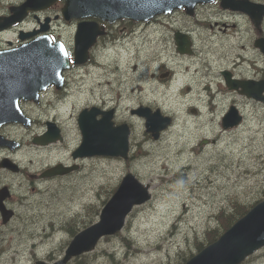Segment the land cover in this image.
<instances>
[{"label": "rangeland", "instance_id": "rangeland-1", "mask_svg": "<svg viewBox=\"0 0 264 264\" xmlns=\"http://www.w3.org/2000/svg\"><path fill=\"white\" fill-rule=\"evenodd\" d=\"M124 26V32H119ZM112 30L113 35L100 40L86 64V106L105 101L118 104L121 113L148 102L172 114L174 122L159 140H153L143 119L133 118L127 160L86 157L79 172L39 183L40 192L26 199L30 204L17 207L18 218L8 225L0 222V264H35L38 259L61 256L72 236L69 226L76 229L83 220L96 221V211L126 172L149 185L151 198L132 209L118 233L100 239L86 254L85 264H182L184 255L198 251V241H203L202 246L208 243L206 231L219 224L221 210L234 211L235 201L249 209L264 198V108L247 104L249 117L244 125L222 131L220 110L206 103L204 87L212 76L207 73L193 89L192 99L204 100L200 115H187L185 90L160 77L164 69L159 62L175 61L171 40L165 44L150 27L137 28L124 21ZM154 55L156 62L151 61ZM107 63L110 70L103 66ZM175 73L179 78V69ZM203 138L208 144L199 150ZM24 152L17 156L23 163ZM62 156L56 151L38 162L43 165ZM20 178L13 179L16 190ZM26 188L24 180L21 189ZM87 206L94 209L87 211ZM240 264H264V246Z\"/></svg>", "mask_w": 264, "mask_h": 264}, {"label": "flooded vegetation", "instance_id": "flooded-vegetation-1", "mask_svg": "<svg viewBox=\"0 0 264 264\" xmlns=\"http://www.w3.org/2000/svg\"><path fill=\"white\" fill-rule=\"evenodd\" d=\"M23 1L0 0V20L11 15L12 8ZM218 2L198 5L191 17L182 9L168 15V20L155 18L145 22L127 21L137 28L150 27L165 44L168 38L171 40L175 61L170 60L164 71L168 77L167 84H177L185 90L184 111L194 116L200 115L199 107L204 100H193V89L197 83L202 82L204 74H212L211 81L206 82L204 87L208 94L206 103L218 108L220 114L231 108L233 113L244 115L245 102L250 99L244 94L247 83L264 80V56L261 52L264 45V19L260 25H256L243 13L219 8ZM253 2L264 5V0ZM64 3L65 0H54L49 7L28 13L18 25L0 32V49L18 44L17 32L22 30L26 34L24 42L39 37L49 44L60 42L72 59L73 35L79 21L62 17L60 12ZM119 22L105 24V37L113 35L112 28L118 26ZM125 28H120L119 32H124ZM130 32L134 33L133 30ZM14 36V40L8 38ZM155 58L156 55L153 56ZM177 67L179 78L174 69ZM19 104L28 118V125H0V135L18 142L13 150L0 147V187L7 186L10 192L3 202L13 211V216L5 224L18 218L17 207L30 204L26 199L40 192L38 184L43 180L68 176L83 168L86 157L74 159L72 155L81 140L79 114L86 108V64L71 65L63 71L61 81L40 90L35 100H20ZM140 104L143 103L132 106ZM99 107L102 110L112 108L114 125L126 123L131 132L132 119L136 118L130 113L131 108L129 112L119 113L118 104L110 105L105 101ZM44 140H48V143H43ZM21 150H25V163L17 158ZM56 151L63 155L62 158L43 165L38 162L40 157H51ZM6 157L17 163L15 171L3 165L1 159ZM58 163L64 166L75 165L76 169L63 176L42 177L46 169ZM15 177H21L17 190L12 182ZM24 180L28 188L21 189Z\"/></svg>", "mask_w": 264, "mask_h": 264}, {"label": "water", "instance_id": "water-1", "mask_svg": "<svg viewBox=\"0 0 264 264\" xmlns=\"http://www.w3.org/2000/svg\"><path fill=\"white\" fill-rule=\"evenodd\" d=\"M35 0H30L33 2ZM64 7L68 17L88 18L95 17L108 22L120 18L133 20H148L154 15L169 12L173 8L185 7L188 13H192L193 7L198 2L210 0H68ZM224 8H237L249 12L252 10L253 20H259L264 14V7L252 4L247 0H221ZM256 6V7H255ZM258 12L257 18L253 15ZM16 18L0 20V30L17 21ZM104 33L103 26L96 21H82L78 23L75 33V61L83 62L88 57V48L92 45L97 35ZM40 43V42H38ZM37 51L35 42L20 46L7 52L0 53V65L14 67L7 72V76L0 73V109H4V102L9 97L14 101L5 103L9 109L1 122L22 121L17 108V97L28 94L34 95L39 89L31 86L32 67L38 62L34 56ZM41 65V64H39ZM13 88L25 90L15 94ZM133 112L145 117L146 131L157 138L159 131L170 123L168 116H163L159 110L154 112L149 108L140 107ZM99 109L91 107L80 115L79 125L82 132V141L75 151L76 155H121L127 157V131L120 128H112L109 122L95 120ZM86 118V121L83 119ZM232 116L227 113L221 119V125L228 127ZM238 123V119L234 124ZM5 143L13 144L12 141ZM72 168L62 169L60 165L47 170L48 174H64ZM150 198L148 185H143L131 173L125 174L119 182L116 190L102 207L98 221L78 231L69 241L61 258L52 263L38 260L35 264H67L75 256L92 250L97 241L106 235H112L124 225L126 215L134 205L144 203ZM0 209L3 210L0 204ZM264 245V200L253 206L244 216L236 220L215 241L209 243L192 255L183 264H239L246 256Z\"/></svg>", "mask_w": 264, "mask_h": 264}, {"label": "trees", "instance_id": "trees-1", "mask_svg": "<svg viewBox=\"0 0 264 264\" xmlns=\"http://www.w3.org/2000/svg\"><path fill=\"white\" fill-rule=\"evenodd\" d=\"M112 192V191H111ZM110 193V192H109ZM238 204L235 205L234 207V211H224V210H221L218 214V219H219V224L214 227V228H211V229H208L206 231V234H205V238L206 240L209 242L215 240L224 230H226L235 220H237L239 217H241L247 210V205H244V204H241L240 202H237ZM239 208V209H237ZM94 208L90 206H87L86 207V210L87 211H90V210H93ZM237 209V210H236ZM98 213V210L96 211V214ZM94 220H91L88 222L91 223L93 222ZM86 224V220H83V223L81 226H84ZM70 228V232L72 234H74L77 230V228L75 229V227L73 226H69ZM123 240L129 244L130 243V240H128L126 237H123ZM203 241H198L196 243V247L197 249L199 250L200 248H202V245H203ZM85 258H86V254H83L81 256H79L78 258H75L73 259L74 260V263L73 264H85ZM183 260H186L188 258V256L184 255L183 257Z\"/></svg>", "mask_w": 264, "mask_h": 264}, {"label": "bare ground", "instance_id": "bare-ground-1", "mask_svg": "<svg viewBox=\"0 0 264 264\" xmlns=\"http://www.w3.org/2000/svg\"><path fill=\"white\" fill-rule=\"evenodd\" d=\"M130 21H136V22H138L137 20H133V19H130ZM139 21H141V20H139ZM103 66H105V68L107 69V70H110L111 68H112V66L110 65V64H104ZM115 75V74H114Z\"/></svg>", "mask_w": 264, "mask_h": 264}]
</instances>
